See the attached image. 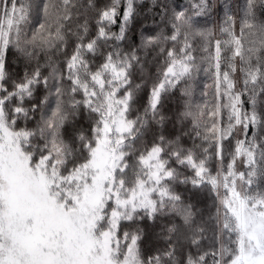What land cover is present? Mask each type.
<instances>
[{
	"label": "snow or ice",
	"instance_id": "1",
	"mask_svg": "<svg viewBox=\"0 0 264 264\" xmlns=\"http://www.w3.org/2000/svg\"><path fill=\"white\" fill-rule=\"evenodd\" d=\"M256 2L246 0L238 32L234 17L223 21V40L213 41V32L197 28L185 11L174 13L170 36L144 38L146 47L167 41L173 47L166 50L161 78L139 113L134 102L141 85L132 80L139 63L135 50L101 51L109 41L125 39L136 0H111L102 8L95 0H44L38 9L43 22L31 32L23 27L31 0H0V264H209V258L211 264H264V20L256 16ZM193 7L199 16L210 5L198 0ZM80 8L97 12L96 34L87 41V20L76 32L71 27ZM118 18L119 32H112ZM70 35L76 43L61 67L50 54L64 52ZM196 37L208 53L201 63L189 42ZM41 53L47 56L44 65L38 62ZM10 54L26 62L19 79L10 72ZM97 55L103 61L95 65ZM32 61L36 66L28 71ZM201 71H212L215 102L186 101L178 122L188 121L189 130L171 140L160 134L150 147L138 149L152 124L163 127L162 95L179 90L190 98L188 82ZM38 87L47 94L26 106ZM82 111L88 129L76 126ZM183 136L192 147L184 146ZM212 155L218 161L214 174L208 166ZM173 165L193 175L184 176ZM177 184L214 194V250L200 251L205 230ZM165 216L181 223L167 226V249L145 255L139 223ZM125 224L135 227L122 229ZM182 230L190 233L185 239L197 252L181 260L173 236Z\"/></svg>",
	"mask_w": 264,
	"mask_h": 264
},
{
	"label": "trees",
	"instance_id": "2",
	"mask_svg": "<svg viewBox=\"0 0 264 264\" xmlns=\"http://www.w3.org/2000/svg\"><path fill=\"white\" fill-rule=\"evenodd\" d=\"M44 0H31L33 5L31 14L29 16V23L24 25L26 31L31 32L38 27V24L43 22V13L38 9L42 7ZM111 0H95V4L98 8H102L109 4ZM81 4H85L86 0H80ZM198 3V0H136L135 14L127 25L125 39L119 42L109 41L108 44H104L101 47L102 52H107L112 49L113 46H118L120 50L126 53H130L135 50L136 55L139 57V63L136 64L132 71L133 84H140V89L136 92L134 109L139 113H142L147 107L149 102V95L152 86L158 82L160 77V71L165 65L166 50L173 47L172 41H167L162 45L144 46L143 40L148 36H156L163 34L170 36L173 32L172 29V17L175 12L185 11L192 16L193 24L199 29H210L213 32V41L215 39H225L220 32V27L223 21L232 16L236 20V30L239 31L241 18L245 14L246 0H207L210 7L207 11L199 16L194 15V4ZM120 13H123V2L121 3ZM255 13L258 20H264V6L261 5L260 0H257L255 5ZM96 18L97 12L90 9L80 8L79 15L74 16L73 23L71 25L73 32H76L77 26L85 23L87 20L89 32L85 41L92 38L96 34ZM120 19H117V23L112 25V32H119ZM197 63H201V57L207 56L208 53L202 51L204 41L199 37L194 39L190 38ZM76 43L75 36H69L68 44L64 52L51 53L52 60L59 63L63 67V61L67 55H70ZM183 39L181 37L180 43L175 45L178 50ZM160 47L165 49L164 53H161ZM210 52L214 54V45L210 47ZM225 57L230 55V52L223 53ZM47 61V56L41 53L38 57L40 65H44ZM103 61L102 55L95 57V65L100 64ZM37 61H32L27 65L28 71H31L36 66ZM239 61H237V64ZM26 62L23 59H17L14 54L9 55V68L14 79H19L25 70ZM201 67H207V64H202ZM226 69V65L222 63V71ZM214 71V69L212 70ZM212 71L205 73L201 71L195 79L189 81V85L192 89L191 97H182L179 90H172L162 95L161 104L159 106L160 113L165 117L163 127L161 128L157 124H152L150 129L145 134L143 139L137 143V148L143 150L145 147H150L154 140L163 134L167 139H174L181 134V131H188L190 123L184 121L182 124L178 122V114L183 110V106L186 101L190 100L195 106L197 104L207 103L211 106L215 102V89H214V76ZM44 75L48 74L47 68H42ZM241 73L238 71L235 74V79L239 80ZM207 86V87H206ZM207 93V95H204ZM46 90L43 87H38L35 92V99L30 102H26V106H30L31 103H38L39 100L45 96ZM79 98V97H78ZM137 113L134 112L133 115ZM39 114L37 113V119ZM29 126H33L30 123ZM77 127L89 128V122L86 115L81 112L79 120L76 122ZM182 143L185 147H192V140L188 136L182 137ZM200 143L199 140L196 141ZM234 143V142H233ZM207 146V145H205ZM231 151V145L226 148V153ZM200 152V149H197ZM214 149L210 148L209 153L212 154ZM230 159V156L226 154L225 164ZM178 167L177 165H173ZM208 166L213 172H216L218 167V161L214 155L208 162ZM244 170V169H243ZM182 175L192 176L193 173L190 169L179 168ZM175 190L180 193L186 203L194 205L197 211L196 224L204 228V239L201 240L200 251H212L216 245L215 233L217 232L215 221L212 219L216 212V205L214 194L207 188L193 189L191 184H177ZM175 222L180 224L178 217H161L155 222L147 219L139 223V227L143 229V239L141 241V247L145 255H151L157 250H165L168 247L167 241L164 239L167 226L170 223ZM135 226H129L127 224L122 225L123 228H134ZM190 235L186 231L182 230V234L173 236V241L177 243V257L183 259L189 252L196 254L197 249L190 245L185 236ZM209 264H211L209 258Z\"/></svg>",
	"mask_w": 264,
	"mask_h": 264
},
{
	"label": "rangeland",
	"instance_id": "3",
	"mask_svg": "<svg viewBox=\"0 0 264 264\" xmlns=\"http://www.w3.org/2000/svg\"><path fill=\"white\" fill-rule=\"evenodd\" d=\"M236 167H237L238 170H241V171H243V169H244L243 168V164L240 161H237Z\"/></svg>",
	"mask_w": 264,
	"mask_h": 264
}]
</instances>
